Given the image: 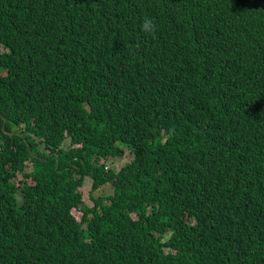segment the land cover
Here are the masks:
<instances>
[{"label":"trees","instance_id":"16d2710c","mask_svg":"<svg viewBox=\"0 0 264 264\" xmlns=\"http://www.w3.org/2000/svg\"><path fill=\"white\" fill-rule=\"evenodd\" d=\"M0 264H264V0H0Z\"/></svg>","mask_w":264,"mask_h":264},{"label":"rangeland","instance_id":"374dc122","mask_svg":"<svg viewBox=\"0 0 264 264\" xmlns=\"http://www.w3.org/2000/svg\"><path fill=\"white\" fill-rule=\"evenodd\" d=\"M68 145V139H66L63 144L62 147L63 148H67ZM124 156L121 157H116L113 160L110 161H106L105 165L106 167H111L112 169L116 170L119 169L122 165L130 162L131 160V153H129L128 148H124ZM29 169V165L26 164L25 165V171ZM21 178V175L18 174L15 178V182L18 181V179ZM28 180V179H27ZM29 181V180H28ZM89 188H90V179L89 177H84L81 181L80 186L77 188V190L80 193V201L82 202V204L86 205V206H90L92 204V200L89 197ZM111 191L110 187L108 185H105L104 187L98 189V191L92 193V195H102V194H107ZM72 215L77 219L78 218V212L77 211H72L71 212Z\"/></svg>","mask_w":264,"mask_h":264},{"label":"clouds","instance_id":"9594fccd","mask_svg":"<svg viewBox=\"0 0 264 264\" xmlns=\"http://www.w3.org/2000/svg\"><path fill=\"white\" fill-rule=\"evenodd\" d=\"M140 27L146 34L154 35L156 32V25L151 18H145Z\"/></svg>","mask_w":264,"mask_h":264},{"label":"water","instance_id":"95a60500","mask_svg":"<svg viewBox=\"0 0 264 264\" xmlns=\"http://www.w3.org/2000/svg\"><path fill=\"white\" fill-rule=\"evenodd\" d=\"M6 132V131H5ZM9 135H12V133H8Z\"/></svg>","mask_w":264,"mask_h":264}]
</instances>
